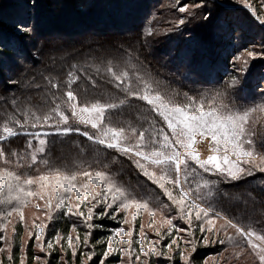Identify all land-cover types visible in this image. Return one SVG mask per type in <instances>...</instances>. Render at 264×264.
Here are the masks:
<instances>
[{"label":"trees","instance_id":"trees-1","mask_svg":"<svg viewBox=\"0 0 264 264\" xmlns=\"http://www.w3.org/2000/svg\"><path fill=\"white\" fill-rule=\"evenodd\" d=\"M45 1L46 6L54 4L51 0ZM163 1L165 5L161 12L152 14L151 5L154 3L150 0H69L68 8L59 11L58 16L42 8L46 14L41 10L44 17L34 15L35 24L30 26L34 19L32 10L22 9L17 0H0L1 13L6 14V17L0 15V135L4 134L2 129L5 125L20 133L0 140V149L4 150V159H0V174L14 172L21 177L25 192L39 193L34 196L18 193L19 200L0 203V264H22L23 259L24 264H34V242L29 241L25 249L23 245V220L29 216V212L35 214L37 226L41 228L48 216L44 239L60 244V248L57 245L52 248L47 264H61L59 260L62 257L72 264L73 254L67 242L74 235L79 238L74 264H83V248L87 243L95 254L87 264H100L107 251L108 236L112 235L109 230L120 224L108 220L113 214H110L112 208L119 211L115 217L121 221L126 214L133 216L135 213L133 217H136L138 225L144 216L151 213L172 219V239L177 236L178 226L194 236L201 232L217 231L224 235L225 243L215 246L214 251L226 255L227 249H232L237 252L234 258L239 257V249L248 251L247 238L228 226L225 219L246 231L264 235V172L259 171V167H264V93L260 81L264 66L253 65L245 79H239L236 72H232L237 52L232 43L235 36L230 28L232 14H226L228 11L225 7L232 6L238 14H244L246 9L241 7V2H236V6L219 2L224 12L221 18L214 20L212 13L205 17L200 10H193L186 18L190 28L179 33L171 25L177 18L172 6L174 1L159 0L158 6ZM180 1L196 5L204 3V0ZM21 3L25 6V2ZM10 8L21 11L25 18L18 11L10 12ZM49 14L53 20L61 19L60 22L50 24L52 18H48L49 25H42L40 21L47 19ZM158 15L163 17L159 18ZM21 17L25 20L22 21ZM252 19L258 30H264L259 20ZM25 26L34 32H20V27ZM187 29L193 32H187ZM183 37H189V41L182 40ZM196 37V41H191ZM124 73H127L126 78H123ZM116 76H121L123 83ZM234 80L239 83H233ZM146 87L174 104H186L191 98L197 104L203 102L206 106L240 114L254 110L250 111L246 128L253 133L252 150L256 159L244 167L251 169L252 175L231 180L218 173L204 172L191 162L189 171L195 168V173L188 176L181 174L183 186L189 189H195L197 184L202 185L204 180L215 182L209 188L201 187L197 195V202L210 209L209 215L203 219H196L195 210H191L192 214L188 216L187 206L181 209L166 195L165 189L170 190L176 199L180 198V190L168 183L167 179L160 181L164 184V188H161L159 183H154L136 166V157L89 139L83 133L95 136L98 130L72 120L66 96L68 91L76 95L78 107H90L96 103L119 105L105 112L103 126L123 128L129 137L126 143L137 141L140 133L144 134L146 143L162 141L160 130L163 129L164 133L170 130L152 106L139 98ZM120 101L124 103L121 105ZM57 105L68 117L66 125L59 124V130L56 127L59 116L53 112ZM46 116H52L47 123L44 122ZM63 128L72 130L63 134ZM34 133H48L44 137L47 141L45 150L36 156L35 162L32 160L26 166L17 167V159L29 154V141L33 143L31 146L36 145ZM149 171L156 172L157 177L161 175L154 166H150ZM58 172L66 176L76 175L73 185L81 188V185L88 183L89 192L95 193L92 189L100 192L101 196L97 198L107 206L112 204V207L97 208L91 221L86 219L85 214H70L67 205L71 204L74 213L81 212L82 207H76V193L56 187L53 177ZM84 172L92 173V178L96 172L106 174L125 192V196L113 202L112 193H108L105 199L104 184L97 187L89 183L90 178L84 176ZM44 175L49 176L46 189H41L39 183H22L24 179ZM168 177L174 179L175 173H169ZM57 192L65 198L64 206L60 208L56 207L60 199L56 196ZM3 200L4 195L0 194V201ZM132 201L136 203H131L129 208L120 207L121 203ZM137 203H146L147 208L137 209ZM98 215L105 218L98 220ZM12 220L17 223L14 228L15 245L9 260L2 253V239L4 224ZM208 220L212 224L207 223ZM89 225L91 229H83ZM205 252L207 250H204V255L193 254L190 263L202 264ZM172 258L171 264H181L180 255ZM117 260L110 257L107 263Z\"/></svg>","mask_w":264,"mask_h":264},{"label":"snow or ice","instance_id":"snow-or-ice-1","mask_svg":"<svg viewBox=\"0 0 264 264\" xmlns=\"http://www.w3.org/2000/svg\"><path fill=\"white\" fill-rule=\"evenodd\" d=\"M245 7H248L252 11L253 15H256V12L252 9L251 5L245 3ZM180 11H186V9L181 8ZM183 23V21H180ZM261 23H264V20H261ZM250 57H255V53L249 52ZM236 60H240V56L236 57ZM247 61H245V65ZM244 69H242L243 71ZM127 77V73L123 74V78ZM117 80H120L123 83L121 76H116ZM233 83H239V81L234 80ZM56 85H53L55 87ZM127 90V89H126ZM133 95H139L138 93H133ZM67 101L69 102V107L71 108L72 115L79 118L80 123H85L90 125L93 129L98 130V134L95 136L89 135L88 132H84L83 135L87 136L89 139H94L95 142L105 145L108 148H115L117 151L123 152L126 155L131 154L137 159L135 160L136 166L141 169L144 175L150 176L153 179L154 183H159L161 188H164V184L160 183L167 179L168 183L173 184L176 188L180 190V198L176 199L170 190L165 189L166 195L173 200L174 203L180 205L181 209L185 206L189 208L188 216H191L192 211L195 210L196 219H203L209 215V208L202 207L200 203L197 202V195L200 191V188H209L211 184L215 182H210L204 180L203 184H197L195 189L185 188L181 182V174L185 176L195 173L196 169H190V162L198 166L200 169H203L204 172H213L214 174H219L221 176H226L231 180H238L243 175H252L251 169H246L242 167L244 164H249L254 162L256 157L254 151L252 150V145L254 141L251 139L253 133H251L246 125L249 120L250 111L246 110L243 114L239 112H233L230 110H222L221 108L213 107L211 105L206 106L203 102L197 104L189 98V102L186 104H174L171 101L167 100L165 97H162L159 93H152L150 87H146L142 95H139V98L146 101L148 105L152 106V109L157 112V114L165 121L167 128L170 130L169 133H164L163 129L160 130V135H162V141H148L145 142V137L143 133L139 134V139L135 145H129L125 143L128 140V136L125 134L123 128L114 129L111 127H104V114L109 109H114L119 107L117 104H107L101 105L99 103L92 104L89 106H83L77 109L76 95L72 91L66 93ZM124 101H120L122 105ZM53 112L59 116V121L56 125L59 130V124H67L68 117L60 111L59 105L53 109ZM87 114V115H85ZM52 119V116L44 117V122L47 123ZM19 123V121H17ZM39 123V118H37V124ZM34 127L36 124L33 125ZM23 127V125H21ZM72 129L63 128L62 133L67 134ZM78 131V129H77ZM3 135H0V140L8 139L9 137L16 136L18 133L14 128L5 125L2 129ZM35 139L38 140L40 145L36 149V152L42 153L45 150V145L47 143L45 136L48 133H34L32 134ZM199 137V139H197ZM206 139H210L209 151L212 153L206 158L201 159L199 151H197L195 145L202 143ZM156 145L155 147H150V145ZM29 146L31 147V141H29ZM145 149H148L147 151ZM0 159H4V150L0 149ZM264 159V158H262ZM33 162L36 160V156H32ZM154 166L159 169L161 175L157 177L156 172H150L149 167ZM259 167V166H258ZM259 171L264 172V167H259ZM175 173V178H169V173ZM84 176L90 178L89 183L99 187L101 183L105 186L104 197L107 199V194L112 193V200H116L125 196V192L117 187L107 176L102 172H96L94 178L92 173L84 172ZM56 187H62L66 192L76 193L77 199L83 195L84 199L87 200L89 197V184L81 185V188H77L73 185V181L77 179L76 175L66 176L62 173H56L53 177ZM49 182V176L44 175L36 179L27 178L23 180L24 185H32L39 183L41 189H46ZM83 189V192L81 191ZM95 192V195L92 196V199H96L98 196H101L100 192H96L95 189H92ZM17 193V195H13ZM18 193H24L27 196L38 195L32 191L25 192L24 188L21 186V177L16 175L14 172L6 171L3 174H0V194L4 195L3 202H11L12 200H19L20 197ZM211 195V193H209ZM56 196L59 197V203L56 207L60 208L64 206V197H61V193L57 192ZM187 201V205H186ZM132 202L121 203L120 207L122 209H127L131 206ZM39 207V205H37ZM79 209V205L76 206ZM108 207H112V204H108ZM137 209L147 208V204L137 203ZM67 210L70 214H78L83 216L82 212H73L71 204L67 205ZM155 215V213H151ZM11 215V213H9ZM217 216L220 213H216ZM135 216V213L133 214ZM20 219L23 220V214L20 213ZM87 220L92 219V210L89 209ZM127 222V221H125ZM168 224H172L171 220L167 221ZM191 223V220H189ZM207 223L212 224L211 220H208ZM225 223L236 231L249 238L248 242L250 246L254 249H257V255L260 261V264H264V235H259L252 230H245L242 227H239L236 223H233L231 220L225 219ZM91 226V225H89ZM38 233L43 232V228L37 226ZM203 230V229H202ZM211 230V228L209 229ZM116 232L120 235L124 234V229H117ZM129 237L131 232L128 233ZM255 237L257 241H260L259 244L254 243L250 238ZM79 238L77 237V240ZM116 239L114 234L108 241V252L105 253V256L115 251L112 247V241ZM69 244L71 245L72 238L69 237ZM129 241L125 240L123 243H128ZM52 245L49 244L48 247ZM143 252L144 249L141 248ZM155 252V249H152ZM147 255V253H145Z\"/></svg>","mask_w":264,"mask_h":264},{"label":"rangeland","instance_id":"rangeland-1","mask_svg":"<svg viewBox=\"0 0 264 264\" xmlns=\"http://www.w3.org/2000/svg\"><path fill=\"white\" fill-rule=\"evenodd\" d=\"M173 9L177 13V18L175 21L171 22V25L179 32L182 33L184 29L189 27V23L186 20L191 15V12L193 10H200L205 17L209 13H212L213 20L222 17V10L219 2H224L233 4L236 6V2H241V7L246 9V11H243L244 14L239 13L236 11V9L232 8V6L225 7L228 13L226 14L231 15L232 14V24L230 25V28L232 29V34H234L235 41L232 43L234 44L233 47H235V51L237 52V56H240V60H236V57L234 59V67L232 69V72H236L235 74L238 76L239 79H245V77L249 74L251 68L253 65L256 66H264V30H258V28L255 27L253 24V19L264 20V0H204V3H200L199 5L196 4H188L186 1L183 3L180 0H173ZM17 2L20 3L21 8L27 10H32V19L31 25L34 26L35 22V16H40L41 18L44 17L42 15L41 10L45 13L47 10H51V15L55 14L58 16L59 11L62 9L68 8V2L69 0H51L52 4L51 6H46L45 0H17ZM21 2H25V6L22 5ZM29 6H27V3ZM73 2V1H71ZM150 2L154 3L151 5L152 7V14L160 13L163 5H165V1L162 2V5L158 6L159 0H150ZM245 3H248L251 5L252 9L256 12V15L252 14V11L249 10L248 7H245ZM7 6V2H6ZM170 6V8H172ZM7 8H9L7 6ZM44 8L45 10H43ZM181 8L186 9V11H180ZM36 10V13L35 11ZM85 10V7L84 9ZM9 11H14L13 13H16L17 11L21 13V15L24 17V14L15 9H9ZM2 12V6H0V15H5L1 13ZM252 15V17L249 14ZM46 14V13H45ZM35 15V16H34ZM50 14L47 15V19H44V21H40L41 24H48V18H52V21H50V24L58 23L59 20H53V16ZM68 16V15H67ZM21 17V20L24 21L25 17ZM159 18H162L163 15L159 16ZM185 18V20L183 19ZM180 21H183V23H180ZM212 21V20H211ZM27 22V20L25 21ZM205 23H208L207 21H204ZM210 24V23H209ZM264 28V23H261ZM207 25V24H205ZM208 26V25H207ZM25 28V29H24ZM190 28V27H189ZM194 29V28H193ZM20 32L23 34H27L30 32H34L30 30V27H20ZM18 30V31H19ZM187 32H193L192 29H187ZM195 34L196 31H194ZM216 34V33H215ZM57 36L56 34H54ZM198 35V34H197ZM25 37H28V35H24ZM35 36V34L33 35ZM251 36L252 38H250ZM189 37H183L182 40L187 41ZM198 37L192 39L191 41H196ZM252 40V41H251ZM25 41H28L25 39ZM189 41V40H188ZM249 52L255 53V57H250L248 55ZM245 61H247V64L245 65ZM239 68V69H237ZM242 69H244L242 71ZM261 83V91L264 93V73L262 74V78L260 80ZM245 95V93H244ZM80 107L77 106V109ZM87 115V114H85ZM72 120L76 124H79L81 126L91 127L90 125H87L85 123H80L78 117H74L72 115ZM199 139V137H197ZM34 146L29 147V159L27 160L28 156H22L20 159H17L15 162L17 167L20 166H26L32 161V156H37L39 152H36V149L40 147L38 140L34 139ZM128 141V140H127ZM126 143V141H125ZM137 141H131L129 145H135ZM209 143L210 139H206L202 143L196 144L195 147L197 151L200 153L201 159L206 158L208 155H211L212 153L209 151ZM33 144V143H31ZM128 144V143H127ZM242 167H245V164L242 165ZM95 195V193H90L87 200L84 199L83 195L80 196L79 199H77V203L79 206H81V212L85 214V217L87 218L89 209L92 210V217L93 214L97 212V208H106L107 204L102 202L100 199H92V196ZM46 206H49L48 204ZM108 207V206H107ZM119 211H115L114 208L110 210V214L113 213L108 217L109 221H114L115 223H120L119 227L110 229V233L112 235L108 236L109 239L115 234L116 239L112 241V247L115 249V251L111 252L107 256L104 255L102 261L100 264H171L172 256L180 255L181 264H191V257L193 254L200 253V255H204V250H207L205 252V260L202 264H260L258 255H257V249H254L250 246L247 238V244H248V251L246 249H239V257L234 258V256H237V252H234L232 249H227V254L225 255L224 252L217 253L214 251L215 246L225 243L224 235H221L217 231H210V232H201L198 234V236H194V234H191L188 230L184 228H177V236L172 239V232H173V223L170 225L167 223L168 220L172 219H164L161 216L158 215H147L144 216L141 220V222L135 221L136 217H133L131 213L126 214L123 217V221H121L120 218H116ZM100 214V213H99ZM51 218V216H50ZM105 218V216L103 217ZM102 216L98 215L97 219H103ZM48 216L45 219V222L42 224L43 232L38 233V230L36 229L37 222H36V216L34 213L29 212V216L24 218L23 223V229H24V236H23V245L24 249L27 246V243L30 241H33V255H34V264H47L48 256L50 255V252H52V248H54L55 245H57L60 248V244L58 241L54 244L51 240L44 239V230L45 226H47L48 222ZM91 221V220H89ZM127 221V222H125ZM16 221H10L7 224H4V231H3V249L2 253L7 256V258L10 260L12 249L15 245V225ZM94 227V226H93ZM91 229L90 226H84L83 229L88 230ZM97 229H102L101 226H96ZM117 229H124V234L120 235L116 232ZM131 232V236L129 237L128 233ZM258 234V233H257ZM261 235V234H259ZM87 236V235H86ZM88 237V236H87ZM77 238V235H74V238H72L71 245L69 244V240L67 242V246L71 248V252L73 254L72 257V264L75 263V255H76V246H78L79 239ZM254 243L259 244L260 241H257L255 237L250 238ZM129 241L128 243H123V241ZM51 244V247H48V245ZM83 248V264H87L91 259L95 257V254L91 249H89V245L84 244ZM109 247V245H108ZM108 247L107 251L108 252ZM141 248L144 249V251H141ZM152 249H155V252L152 251ZM226 251V250H225ZM64 256L65 253L61 252ZM82 253V252H81ZM147 253V255H145ZM111 258H118L117 262H111L107 263V261ZM62 260H59L61 264H70L69 261H67L64 257H62ZM24 264V259L23 263Z\"/></svg>","mask_w":264,"mask_h":264}]
</instances>
